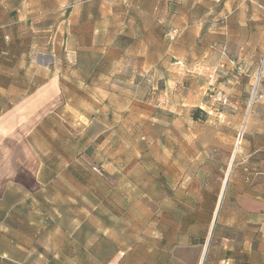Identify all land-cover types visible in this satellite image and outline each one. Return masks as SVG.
Returning a JSON list of instances; mask_svg holds the SVG:
<instances>
[{"label":"crops","instance_id":"crops-1","mask_svg":"<svg viewBox=\"0 0 264 264\" xmlns=\"http://www.w3.org/2000/svg\"><path fill=\"white\" fill-rule=\"evenodd\" d=\"M218 1L0 0V96L30 97L5 111L49 113L63 104V74L49 72L30 91L14 77L15 65L47 70L59 56L76 65L92 58L90 75H72L82 84L92 76L147 88L176 49L218 42L217 29L202 25L213 8L223 15ZM102 64L111 69L101 72ZM7 137L0 140V264H264V102L254 105L226 170L220 153H201L192 171V159L168 152L154 157L151 183L105 185L103 195L73 177L64 183L68 169L46 177L49 169ZM128 188L136 191L131 216ZM81 202L86 216L75 211Z\"/></svg>","mask_w":264,"mask_h":264},{"label":"rangeland","instance_id":"rangeland-1","mask_svg":"<svg viewBox=\"0 0 264 264\" xmlns=\"http://www.w3.org/2000/svg\"><path fill=\"white\" fill-rule=\"evenodd\" d=\"M220 2L222 16H215L214 8L202 16L205 28L217 29L212 35L218 42L207 37L209 45L201 50L176 49L173 58L159 65V80L146 83L147 88L152 83L153 90L121 89L117 81L92 76L82 84L72 75H90L94 64L88 56L79 65L59 56L47 70L15 65V83L29 91L50 73L63 74V104L49 113L7 112L30 97L0 96L1 144L14 136L16 152L31 151L41 167L49 169L46 177L68 169L64 183L73 177L102 195L105 185L151 183L154 157L168 152L182 161L192 159V171L201 164V153H220L226 170L254 105L264 102V0ZM107 69L111 67L100 66L101 72ZM34 101L22 105L34 106ZM128 189L126 211L131 216L136 191ZM115 194L111 192V200ZM75 211L87 215L83 202Z\"/></svg>","mask_w":264,"mask_h":264},{"label":"trees","instance_id":"trees-1","mask_svg":"<svg viewBox=\"0 0 264 264\" xmlns=\"http://www.w3.org/2000/svg\"><path fill=\"white\" fill-rule=\"evenodd\" d=\"M198 112H199V111L193 113V118H194V119H198V116H199Z\"/></svg>","mask_w":264,"mask_h":264}]
</instances>
